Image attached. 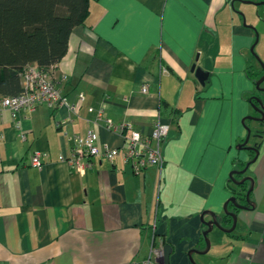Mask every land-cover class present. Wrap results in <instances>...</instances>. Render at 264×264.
Instances as JSON below:
<instances>
[{
    "label": "crops",
    "instance_id": "obj_1",
    "mask_svg": "<svg viewBox=\"0 0 264 264\" xmlns=\"http://www.w3.org/2000/svg\"><path fill=\"white\" fill-rule=\"evenodd\" d=\"M246 1L264 2L91 0L51 69L67 77L69 101L85 97L78 113L42 106L16 125L0 110V264H136L164 242L170 264H193L191 251L204 255L202 215L224 214L231 174L248 163L254 207L238 213L234 232L215 233L222 241L208 262L264 264V121L251 102L264 100L254 80L264 73L255 58L264 64V6ZM194 65L209 74L204 86ZM101 109L145 136L158 119L171 124L161 172L136 174L116 158L82 174L59 161L68 137L88 130L101 145L125 146L96 122ZM248 130L254 142L242 147ZM36 151L51 155L41 170L30 164Z\"/></svg>",
    "mask_w": 264,
    "mask_h": 264
},
{
    "label": "trees",
    "instance_id": "obj_2",
    "mask_svg": "<svg viewBox=\"0 0 264 264\" xmlns=\"http://www.w3.org/2000/svg\"><path fill=\"white\" fill-rule=\"evenodd\" d=\"M90 2L91 0H0V97H14L22 93L21 76L26 67L37 65L50 70L63 60L74 29L84 25L89 16ZM248 75L252 77L249 72ZM263 75L264 73L259 79ZM259 92L258 95L264 94ZM257 98L251 99L252 104L258 105ZM247 165L235 168L231 177L233 183L245 178L247 171L244 174L242 171ZM236 186L245 192L246 183ZM247 191L245 195L238 194L237 189L233 188L231 198H236L239 205L251 209L250 203L245 200ZM228 210L237 215L241 211L233 203L228 204ZM218 220L226 229L233 225V218L229 214L224 213ZM206 229L204 224L203 232ZM202 241L204 242L203 234L201 243ZM165 245L169 244L164 242L163 246Z\"/></svg>",
    "mask_w": 264,
    "mask_h": 264
},
{
    "label": "built area",
    "instance_id": "obj_3",
    "mask_svg": "<svg viewBox=\"0 0 264 264\" xmlns=\"http://www.w3.org/2000/svg\"><path fill=\"white\" fill-rule=\"evenodd\" d=\"M51 69H43L37 65L26 67L21 76L22 93L14 97H0V110L9 111L16 125H19L21 113L33 114L42 106L54 110L67 107L71 113H78L85 97L79 95L75 102L69 101L62 92L63 82L67 77L56 80L52 76ZM142 92L146 93L147 88H143ZM96 122L102 124L107 131L120 134L125 140V146L110 148L107 145H101L98 133L88 130L85 134H73L68 137L70 155H60V162L84 174L95 166V159L113 162L116 158H122L136 174H141L150 167H157L161 172L165 162L163 144L170 133L171 124L163 123L158 119L151 134L145 136L137 131L130 121L115 123L107 118L103 109L98 112ZM50 157L48 152L36 151L30 158V164L41 170ZM162 259L163 248L153 245L149 257L136 264H162Z\"/></svg>",
    "mask_w": 264,
    "mask_h": 264
},
{
    "label": "water",
    "instance_id": "obj_4",
    "mask_svg": "<svg viewBox=\"0 0 264 264\" xmlns=\"http://www.w3.org/2000/svg\"><path fill=\"white\" fill-rule=\"evenodd\" d=\"M246 3L255 4L257 6H264V2H261V3H252V2L246 1ZM252 53L255 54L254 47L252 48ZM256 58L260 62V65L262 66V69L264 70V64L259 60L258 57H256ZM191 71H192V73L195 74L198 82L202 86H204L206 84V81L208 80L209 74L207 72L203 71L201 68H198L196 65H194L192 67ZM263 83H264V75H263V77L261 79H259L256 82V89L258 91L262 92V93H264V88L262 87ZM256 100L258 102V105H255L254 104V107H255L257 113H259L261 115V118L258 119V120L264 121V100L259 99V98H257ZM250 139H251V131L248 130V135H247V137L245 139V142L241 146L242 147L248 146V144L250 142ZM250 149L256 153V156H255V159H254V161H255L257 159L258 155H259V148L255 145V146H253ZM249 166H250V163L247 165V168L244 171H242V174H244L248 170ZM231 177H233V173L231 174ZM247 181H249L251 183V188L247 192L246 199L250 203L251 207H254V204L250 202V195H251V192H252L253 186H254L253 180L251 178H249V177H245L241 181L235 182V184L236 185H242V184H245ZM229 203H233V205L236 208H239L241 210H248L245 207L239 205L236 202V198L233 197V198H230L229 199V201L225 205L224 213L229 214L233 218V225H232V227L230 229H226V228H224V227L221 226L220 221L218 220L217 215H215L212 212H205L202 215L201 219H202V223L205 224L206 227H207V229L203 232V237H204L205 244H206V250L204 252H201V253L207 254L210 251V249H211V242L209 240V234L214 230L215 227L218 228V229H220L221 231H223L225 233H232V232H234L236 230L237 225H238V215L235 214V213L229 212V210H228V204ZM206 215H209L211 217L210 221H205L204 220V217ZM172 252H173V247L171 245H165L164 246V248H163L162 264H170V256H171ZM194 252H196V251H194ZM192 254H193V252L189 253V257H190L191 262L194 264V261L192 259Z\"/></svg>",
    "mask_w": 264,
    "mask_h": 264
},
{
    "label": "rangeland",
    "instance_id": "obj_5",
    "mask_svg": "<svg viewBox=\"0 0 264 264\" xmlns=\"http://www.w3.org/2000/svg\"><path fill=\"white\" fill-rule=\"evenodd\" d=\"M256 58V57H255ZM257 59V58H256ZM253 105V104H252ZM253 108H254V111H256V109H255V107H254V105H253ZM251 121V120H250ZM247 123H249V120H248V122ZM253 135H255L254 133H253ZM254 142V136L250 139V143H253ZM249 143V144H250ZM235 171V170H234ZM238 186H236L235 185V183H233V182H231V184L229 185V187H228V190H229V192L230 193H232V191H233V188L234 189H237V192H238V194H246V191L248 190H250V188H251V184L249 183V182H246V190H245V192H243L242 190H239L238 188H237ZM247 191V192H248ZM241 192V193H240ZM245 200H246V202H248L247 201V199H246V197H245ZM250 202H252L251 201V198H250ZM254 204V203H253ZM242 211V210H241ZM212 233V232H211ZM210 233V234H211ZM215 233H222L221 232V230L219 231L218 229H216L215 231H214V233L212 234V235H209V240H210V242H211V247H212V245H214V247L217 245V243H220L222 240L221 239H217V238H215ZM225 236V234H221V236H220V238H223ZM203 242V241H202ZM202 245L204 246V251L206 250V244H205V240H204V242L202 243ZM214 251H215V249L213 250V251H209V253H207V254H204L203 256H200V257H194L193 258V261H194V264H203V263H207V264H209V258H211L212 256H213V253H214ZM192 252V251H191ZM190 252V253H191Z\"/></svg>",
    "mask_w": 264,
    "mask_h": 264
},
{
    "label": "clouds",
    "instance_id": "obj_6",
    "mask_svg": "<svg viewBox=\"0 0 264 264\" xmlns=\"http://www.w3.org/2000/svg\"><path fill=\"white\" fill-rule=\"evenodd\" d=\"M162 248H164V246H162Z\"/></svg>",
    "mask_w": 264,
    "mask_h": 264
}]
</instances>
